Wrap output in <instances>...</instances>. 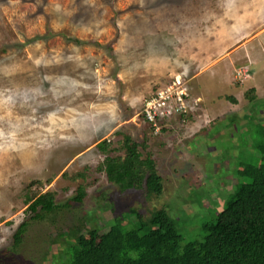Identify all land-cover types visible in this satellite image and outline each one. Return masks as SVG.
Listing matches in <instances>:
<instances>
[{
  "label": "rangeland",
  "instance_id": "1",
  "mask_svg": "<svg viewBox=\"0 0 264 264\" xmlns=\"http://www.w3.org/2000/svg\"><path fill=\"white\" fill-rule=\"evenodd\" d=\"M255 81L252 102L245 93ZM184 89L190 111L160 121L170 128L159 136L145 118L148 102ZM260 98L264 0H0V250L27 221L21 256L44 264L57 233L101 226L105 202L146 213L165 205L185 240L194 239L185 210L197 208V220L213 199L223 208L244 180L235 170L260 154L251 120L264 122ZM125 134L147 139L166 177L160 198L124 191L99 170L106 154L98 143L120 147ZM36 181L61 205L80 184L87 195L34 220L26 195Z\"/></svg>",
  "mask_w": 264,
  "mask_h": 264
},
{
  "label": "trees",
  "instance_id": "2",
  "mask_svg": "<svg viewBox=\"0 0 264 264\" xmlns=\"http://www.w3.org/2000/svg\"><path fill=\"white\" fill-rule=\"evenodd\" d=\"M255 92L256 88L251 87L245 93L252 102L257 101ZM258 101L260 106L264 105L260 99ZM261 112L262 109L257 114ZM230 115L231 121H235L236 113ZM185 117L186 114L179 115V118ZM251 120L262 137L258 148L254 146L260 154L255 161L235 170L244 180L223 208L219 206L220 198L213 199L210 210L200 212L203 219L197 220V208L185 210L183 219L189 220V216L194 215L193 223L182 221L187 227L197 229L194 239L185 240L178 226L180 218L172 216L165 205L146 213L142 206L125 204L123 208H116L114 203L105 202L98 204V210L106 214L102 221L106 225L101 223L86 233L78 226L71 229L68 236L57 233L49 242L52 253L44 258V264H264V122L255 116ZM168 128L169 125H163L155 132L162 137L168 133ZM119 143L120 147H113L107 140L98 143V148L106 154L99 170L106 174L110 183L124 191L141 189L148 198H160L166 189V177L158 170L147 139L138 142L125 134ZM115 150L124 151V154L114 156L111 153ZM79 176L82 173L70 178ZM34 186L26 195L34 220L50 214L55 218L62 208L82 203L87 195L85 186L80 184L77 194L61 205L56 203L53 191L37 189L44 186L40 181ZM94 211L89 214L90 218L94 217ZM208 214L211 215L204 216ZM28 224L27 221L21 223L13 234L12 244L0 250V264L6 261L7 264H26L21 254L28 236ZM53 246L57 250L53 251ZM58 255L62 258L58 259Z\"/></svg>",
  "mask_w": 264,
  "mask_h": 264
},
{
  "label": "built area",
  "instance_id": "3",
  "mask_svg": "<svg viewBox=\"0 0 264 264\" xmlns=\"http://www.w3.org/2000/svg\"><path fill=\"white\" fill-rule=\"evenodd\" d=\"M178 84L180 81H177ZM162 93L159 94L158 101H150L151 106L145 109V118L151 122V124L155 127L156 131H159L160 121L163 119H172L173 117L179 116L181 114H186L190 111V107H187V101L189 98V94L187 89L182 90L181 93H175V95L164 96L162 98ZM177 99L176 105L169 104L170 99ZM169 119V120H170Z\"/></svg>",
  "mask_w": 264,
  "mask_h": 264
},
{
  "label": "crops",
  "instance_id": "4",
  "mask_svg": "<svg viewBox=\"0 0 264 264\" xmlns=\"http://www.w3.org/2000/svg\"><path fill=\"white\" fill-rule=\"evenodd\" d=\"M245 59H247V57H245ZM260 63H262V62H260ZM252 65H249V67H251ZM253 69V68H252ZM259 83H257L256 81H255V85H253L252 87H255V88H257L259 85H258ZM257 90V89H256ZM257 92V91H256ZM263 98H260V100H262Z\"/></svg>",
  "mask_w": 264,
  "mask_h": 264
}]
</instances>
